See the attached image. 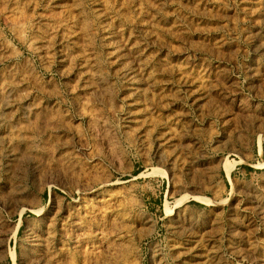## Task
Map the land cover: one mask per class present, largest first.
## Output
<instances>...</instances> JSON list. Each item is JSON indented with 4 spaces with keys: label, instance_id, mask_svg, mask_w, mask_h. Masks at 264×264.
I'll return each instance as SVG.
<instances>
[{
    "label": "rangeland",
    "instance_id": "1",
    "mask_svg": "<svg viewBox=\"0 0 264 264\" xmlns=\"http://www.w3.org/2000/svg\"><path fill=\"white\" fill-rule=\"evenodd\" d=\"M0 264H264V0H0Z\"/></svg>",
    "mask_w": 264,
    "mask_h": 264
},
{
    "label": "bare ground",
    "instance_id": "2",
    "mask_svg": "<svg viewBox=\"0 0 264 264\" xmlns=\"http://www.w3.org/2000/svg\"><path fill=\"white\" fill-rule=\"evenodd\" d=\"M80 12V11H79ZM193 77V76H192ZM10 90V89H9ZM5 94V93H4ZM3 96V95H2ZM3 100V99H2ZM139 123V122H138ZM173 133V132H172ZM11 147V146H10ZM13 150V149H12ZM217 163V162H216ZM230 165H228L227 162H224V169L226 170V172H229V169L231 168V166L229 167ZM12 187V186H11ZM196 196H194L193 198H195ZM183 198V197H182ZM192 198V197H191ZM202 198V197H201ZM205 198V197H204ZM199 199V197H198ZM197 199V200H198ZM207 199V198H206ZM202 243V242H201ZM203 259V258H202Z\"/></svg>",
    "mask_w": 264,
    "mask_h": 264
}]
</instances>
